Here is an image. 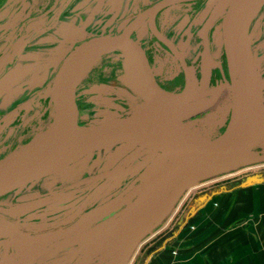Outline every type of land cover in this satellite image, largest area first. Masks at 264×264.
Masks as SVG:
<instances>
[{
  "label": "flooded vegetation",
  "instance_id": "1",
  "mask_svg": "<svg viewBox=\"0 0 264 264\" xmlns=\"http://www.w3.org/2000/svg\"><path fill=\"white\" fill-rule=\"evenodd\" d=\"M164 1L0 0V158L30 141L51 123L54 102L47 93L48 88L73 48L90 37L117 34L139 21L131 36L145 50L157 84L165 90L184 91L188 77L192 76L190 71L198 82L202 79L200 91L208 90L209 83L215 88L231 81L221 35L224 0H192L168 5ZM249 29L253 55L259 61V56L264 55V2ZM187 31L194 36H186ZM214 47L219 50H213ZM212 51L213 60L207 64L211 68L202 71L207 66L202 65L203 56ZM111 60L103 58L100 73L90 72L86 82L93 85L96 81L112 82L107 77L110 74L105 72L113 65ZM263 70L260 68L262 81ZM82 87V84L76 87L79 110L88 96L83 94ZM114 91H110L111 96H115ZM103 93L109 94L108 88ZM106 103L107 107L120 105L124 110L129 109L126 99L115 98ZM227 122L219 129L220 133ZM132 150L134 147L119 153L116 149L115 153L107 154L104 159L97 158L87 167L79 164L71 176L44 178L1 196L0 264H100L110 250L106 248L108 236L112 241L119 215L123 213L113 210L151 165L146 164L147 154L130 159ZM133 165L137 167L135 176L124 177ZM114 172L110 180L104 177L89 190L70 192L88 185L77 183L84 177ZM212 181L215 180L188 187L172 213L141 240L131 258L124 260L122 256L120 264H131L134 254L148 240L156 242L173 236L192 200L216 185L190 195L192 190ZM169 194L170 189L161 191L159 200H165ZM158 204L143 210L142 218ZM176 213L178 217L170 224Z\"/></svg>",
  "mask_w": 264,
  "mask_h": 264
},
{
  "label": "water",
  "instance_id": "2",
  "mask_svg": "<svg viewBox=\"0 0 264 264\" xmlns=\"http://www.w3.org/2000/svg\"><path fill=\"white\" fill-rule=\"evenodd\" d=\"M187 1L192 0H165L163 4ZM255 2L257 0H224L223 3L222 43L231 77L236 73L240 76L236 86L227 82L210 91H200L198 80L190 71L192 76L188 77L184 91L170 93L162 88L157 84L145 50L131 36L139 21L120 33L93 36L73 48L47 91L54 102L51 123L56 113L55 101L63 93H67L68 97L61 110V114L64 111L65 114L54 127L50 123L44 134L36 133L30 141L0 158V197L44 178L64 174L71 176L76 165L83 164L86 158L100 155L101 151L114 146L134 147L130 159L141 153L147 154L146 164L151 163L150 167L113 210L123 213L119 215L117 232L115 230L114 234L113 231L112 241L108 236L106 248L110 247V250L100 262L120 264L122 256L124 260L131 258L141 240L172 213L188 187L240 167L264 163V151L259 150L264 142V81L259 61L253 55L249 29L264 0L257 7ZM87 52L93 53L97 60L104 55L121 57L123 69L118 79L133 94L120 92V95L128 101L131 111L125 116L85 124L81 133L68 137L64 131L65 122H73L79 110L75 101L76 87L82 81L76 75L78 61ZM238 88L241 89L239 92L236 91ZM227 92L231 93L232 99L228 107L231 118L240 100L247 98L252 102L248 124L235 135L227 136V130L217 138H209L187 125L175 110L186 101L218 98ZM135 168L134 165L129 168L124 177L135 176ZM115 174L84 177L77 183H88L87 186L65 191L84 192L104 177L108 181ZM262 182L264 173H253L234 183L213 187L192 200L187 214L191 217L205 201L214 198L226 187L244 188ZM165 189H170V194L161 201L159 193ZM156 204L158 206L142 218V211Z\"/></svg>",
  "mask_w": 264,
  "mask_h": 264
},
{
  "label": "crops",
  "instance_id": "3",
  "mask_svg": "<svg viewBox=\"0 0 264 264\" xmlns=\"http://www.w3.org/2000/svg\"><path fill=\"white\" fill-rule=\"evenodd\" d=\"M188 212L173 236L148 240L131 264H264V182L226 187Z\"/></svg>",
  "mask_w": 264,
  "mask_h": 264
},
{
  "label": "rangeland",
  "instance_id": "4",
  "mask_svg": "<svg viewBox=\"0 0 264 264\" xmlns=\"http://www.w3.org/2000/svg\"><path fill=\"white\" fill-rule=\"evenodd\" d=\"M189 31H187L188 33H186L187 34L186 36H188L189 34H190V36H194V33H191ZM254 44H255V46H257L256 42ZM213 50L218 51L219 49L217 47H214ZM209 53H210L209 55L206 54L203 56L202 65H207V64L209 65L211 63V61L213 60V56H212L213 51L209 52ZM88 57L89 58L91 57L89 59L91 61H89V62H91L93 64L79 78V80H82L80 82V84H82L84 86V87H82L83 88V94L88 93L87 100H83L84 102L82 103L80 110L77 113L78 114V121L79 120L82 121L79 123L81 125H85V124H83V122L91 123L93 121L102 120V119H106V118L112 119V118H115L116 116H125L128 113H130V111H131L130 108L128 110H124V108L122 106L120 107V105H117L116 108L115 107L111 108V107H107L108 104L106 103V101H113V99H115V98H117V99L120 98V99L124 100V98L120 95L121 94L120 92L129 94V95H131V93H132V91L128 87L126 88L125 86H123V84H122L123 82H121V80L118 79V75L120 72H122V69H123L122 68V62L120 61L121 57L120 56L115 57V55H113V56L112 55H107V56L104 55L99 60H97L98 57L94 56L93 54H90ZM105 57H107L108 59H112L111 61H109L110 63L113 64L112 66H110V68L112 70L109 72L108 71V70H110V68H109L107 71H105L106 73L110 74V75L107 74L108 75L107 77L108 78L110 77L112 82H110V81L106 82V80H105V82H102L99 84L98 83L99 81H96L95 82L96 84H94V85L92 83H90V81L86 82V79L88 78V76H89L88 74L90 72L95 71L97 73H100V66L102 65V63H103L102 60ZM255 58L257 60L256 55H255ZM115 61L118 62L117 65H115ZM259 63L261 65L260 68L264 69V55L263 54H261V56H259ZM208 65L205 66L201 70L204 71V69H206V68L210 69L211 66L208 67ZM263 72H264V70H263ZM102 73H101L102 76H106V73H104V75ZM201 80L198 82L199 83L198 88L201 86L200 85ZM104 83L108 84V87H105ZM84 84H86V86ZM203 87H205V85H203ZM104 88H106V89L108 88L109 94L103 93ZM212 88H214V87L209 83L208 90L210 91ZM112 90H115L113 92V94H115V96H111L110 91H112ZM230 94H231L230 92H227V93L223 94L222 96H219L218 98L212 97V98H208L207 100L199 99V100H193V101H186L184 103L179 104L175 110H177V113L179 114V116L182 119H184L185 123H187V125H189L191 128L195 129L196 131H198L202 135H205L209 138H211V137L217 138L222 133L227 131L229 128V123L231 120V112H230V109L228 107L232 101ZM200 100H202V101H200ZM225 120L228 121L226 126H225V130L220 133L219 129L221 128V126H224ZM46 127L41 128V130L39 131L40 135L44 134ZM260 146L261 147L259 148V150L264 151V142H262V144ZM130 148L131 147H128V146L111 147L107 150L101 151L102 153L100 155L94 154L93 156L86 158L83 161V164L81 163V165L83 167H87L86 166L87 164L93 163V161L96 160L97 158H101V159L103 158L104 159L107 154L115 153L114 150H116V149L118 150L116 152L124 153L127 150H130ZM78 165H76V166H78ZM253 173H264V163L252 165V166L251 165L250 166H244V167H240L239 169H235V170H232L230 172L223 173V174L217 176L216 178H213L215 181H212L206 185L197 186L196 188H194L192 190V193L190 195L206 188V186L217 185V184H220V183L226 182V181H230V182L234 183V182L240 180L242 177L249 175V174H253ZM179 212H181V210ZM178 213H176L174 219L171 221L170 224H172L176 220V218L179 215Z\"/></svg>",
  "mask_w": 264,
  "mask_h": 264
},
{
  "label": "bare ground",
  "instance_id": "5",
  "mask_svg": "<svg viewBox=\"0 0 264 264\" xmlns=\"http://www.w3.org/2000/svg\"><path fill=\"white\" fill-rule=\"evenodd\" d=\"M263 0H257L256 3V7L259 6L261 4ZM90 54H93L91 52H87L78 62V79L82 76L83 73L86 72V70L93 64L89 61L90 58L88 57ZM94 55V54H93ZM240 79V76L238 73H236L235 75H233L231 77V81L233 82V85L236 86L238 84V80ZM241 89L238 88L236 91L239 92ZM67 93H63L56 102V112L58 110L57 113L54 114V120L51 123V127H54L55 124L60 120L61 116L65 114H61V110L64 106V104H66L65 101H67ZM193 101V100H190ZM202 101V100H200ZM252 102H250L247 98H243L242 100H240L237 104V106L235 107V112L231 118V125L229 126V129L226 133L227 136H231V135H235V133L239 132L242 128H244L247 124L248 121L250 120L251 117V111H252ZM79 112V110L77 111V113ZM75 113L77 115V117L75 118V120H73V122L68 123L67 121L65 122V135H67L68 137L71 135H75L78 133H81L84 129L83 127L85 125H81L78 121V114ZM68 114V112H67ZM67 117V116H65ZM249 119V120H248ZM66 120V119H65Z\"/></svg>",
  "mask_w": 264,
  "mask_h": 264
}]
</instances>
